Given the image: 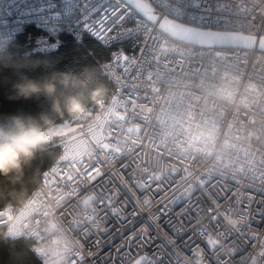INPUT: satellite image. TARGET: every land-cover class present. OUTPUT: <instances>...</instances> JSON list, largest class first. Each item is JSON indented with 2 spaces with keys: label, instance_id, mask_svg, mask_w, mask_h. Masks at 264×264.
Here are the masks:
<instances>
[{
  "label": "built area",
  "instance_id": "1",
  "mask_svg": "<svg viewBox=\"0 0 264 264\" xmlns=\"http://www.w3.org/2000/svg\"><path fill=\"white\" fill-rule=\"evenodd\" d=\"M144 2L159 20L264 36V0ZM128 11L118 60L84 35L107 53L110 92L66 120L24 201L0 207L5 236L34 254L67 239L63 264H264V51L184 44ZM14 12L0 50L28 27L33 50L53 42L37 23L11 34Z\"/></svg>",
  "mask_w": 264,
  "mask_h": 264
},
{
  "label": "trees",
  "instance_id": "2",
  "mask_svg": "<svg viewBox=\"0 0 264 264\" xmlns=\"http://www.w3.org/2000/svg\"><path fill=\"white\" fill-rule=\"evenodd\" d=\"M40 33L35 27H28L10 43L12 59L24 62L27 66L20 69L32 79H41L53 70L75 74L77 81L66 88H58L54 97L43 95L30 98L10 99L11 84L18 79L11 68H0V125L12 127V117H19L26 123L48 129L73 117L81 107L95 109L110 92V82L102 73V66L108 56L105 49L89 36H83L78 45L67 34L61 33V46L44 53L33 50L35 37ZM9 44V45H10ZM10 77L9 82H3ZM58 146L46 141L34 155L21 165L19 170L0 172V207L19 204L37 185L40 173L55 159ZM0 264H42L21 239L5 236L0 226Z\"/></svg>",
  "mask_w": 264,
  "mask_h": 264
},
{
  "label": "snow or ice",
  "instance_id": "3",
  "mask_svg": "<svg viewBox=\"0 0 264 264\" xmlns=\"http://www.w3.org/2000/svg\"><path fill=\"white\" fill-rule=\"evenodd\" d=\"M174 2L185 3L186 0ZM140 7L135 0H8V8H0V13L7 14L15 9L11 34L22 32L26 24L37 23L47 36L53 38L50 43L48 39L38 37L34 51L58 49L61 42L55 38L61 33H67L78 45L84 35H89L113 48V59L118 60L122 45L134 39L133 33L124 27L128 10Z\"/></svg>",
  "mask_w": 264,
  "mask_h": 264
},
{
  "label": "clouds",
  "instance_id": "4",
  "mask_svg": "<svg viewBox=\"0 0 264 264\" xmlns=\"http://www.w3.org/2000/svg\"><path fill=\"white\" fill-rule=\"evenodd\" d=\"M10 44L0 50V68H11L18 79L12 82V94L10 99L30 98L43 95L54 97L58 88H66L77 81L75 74L53 70L41 79H32L20 72L21 68L27 66V54L25 61L20 62L12 59ZM10 77H4L3 82L8 83ZM49 129L41 128L32 123H26L19 117H12V127L5 128L0 125V172L7 173L19 170L21 165L30 159L35 151L47 141Z\"/></svg>",
  "mask_w": 264,
  "mask_h": 264
},
{
  "label": "water",
  "instance_id": "5",
  "mask_svg": "<svg viewBox=\"0 0 264 264\" xmlns=\"http://www.w3.org/2000/svg\"><path fill=\"white\" fill-rule=\"evenodd\" d=\"M140 8H132L145 20L154 23L159 20V13L144 0H135ZM159 29L168 36L189 45L212 47H241L264 51V36H254L242 33L210 30L191 27L169 18H161Z\"/></svg>",
  "mask_w": 264,
  "mask_h": 264
},
{
  "label": "rangeland",
  "instance_id": "6",
  "mask_svg": "<svg viewBox=\"0 0 264 264\" xmlns=\"http://www.w3.org/2000/svg\"><path fill=\"white\" fill-rule=\"evenodd\" d=\"M68 126L69 121H64L48 128L49 134L47 141L57 143L59 137ZM69 247L70 243L67 239H49L41 245L38 253L35 255L41 260L42 264H63Z\"/></svg>",
  "mask_w": 264,
  "mask_h": 264
},
{
  "label": "bare ground",
  "instance_id": "7",
  "mask_svg": "<svg viewBox=\"0 0 264 264\" xmlns=\"http://www.w3.org/2000/svg\"><path fill=\"white\" fill-rule=\"evenodd\" d=\"M16 37V36H15ZM39 52V51H38ZM44 53H47V52H44ZM103 66H104V64H103ZM103 66H102V73L104 74V71H103ZM69 120V119H68ZM59 152V151H58Z\"/></svg>",
  "mask_w": 264,
  "mask_h": 264
}]
</instances>
